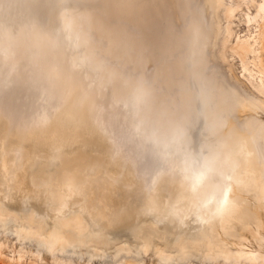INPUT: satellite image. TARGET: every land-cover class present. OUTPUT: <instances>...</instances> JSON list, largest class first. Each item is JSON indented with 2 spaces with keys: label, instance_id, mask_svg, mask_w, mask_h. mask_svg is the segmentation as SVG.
Here are the masks:
<instances>
[{
  "label": "bare ground",
  "instance_id": "6f19581e",
  "mask_svg": "<svg viewBox=\"0 0 264 264\" xmlns=\"http://www.w3.org/2000/svg\"><path fill=\"white\" fill-rule=\"evenodd\" d=\"M102 2L98 10H82L74 0H0V227L59 251L69 245L109 247L123 233L133 243L112 245L113 256L121 264H145L143 252L148 250L156 255V264H193L194 258L257 264L264 255L230 248L228 243L235 242L228 236L246 239L238 230L239 223L260 242L264 239L260 231L264 121L248 116L238 124L229 116L235 111L264 109V101L248 98L237 85L229 84L218 56L211 61L204 52L221 34L219 57H226L236 7L224 0ZM221 13L227 19L224 27L219 23ZM258 17H264V0L257 2L254 13L247 14L248 21ZM89 31L96 39L83 36ZM256 42L255 34L238 35L232 49L245 63L250 52L257 54ZM106 59L113 63L100 72V63ZM134 91L138 119L156 135L175 138L193 127L196 119L211 136L200 150L196 146L180 150L178 143L171 144L169 153L178 163L163 161L170 170L157 169V160L148 157L144 168L149 179L172 190L171 203L165 211L155 212H162V217L144 218L123 232L117 227L139 211L157 210L160 201L147 193L138 194L142 181L137 178L128 201L111 203L107 182L91 177L94 160H73L81 159L84 148L94 141L112 148L116 156L119 147L114 146L113 133L123 131L114 126L122 116L115 106L128 102ZM17 142L46 147L53 153L51 163H39L33 157L23 160L22 155L7 152ZM72 145H76L72 154L59 153ZM238 164L228 179L224 170ZM208 167L212 169L208 182L202 184L199 175L193 178ZM210 194L216 202L230 199L233 211L207 224L195 216L181 223L170 214L175 208L199 206ZM48 197V206L37 210ZM9 200H16L14 208L29 222L10 224L11 219L1 213L8 210ZM69 200L71 205L62 212L60 207ZM55 203L58 211L53 214L48 207ZM211 203L206 201V205ZM101 249L98 254L107 255Z\"/></svg>",
  "mask_w": 264,
  "mask_h": 264
},
{
  "label": "rangeland",
  "instance_id": "374dc122",
  "mask_svg": "<svg viewBox=\"0 0 264 264\" xmlns=\"http://www.w3.org/2000/svg\"><path fill=\"white\" fill-rule=\"evenodd\" d=\"M76 5H78L82 10H98L102 6V0H74ZM225 2L232 3L236 10L234 15L230 19V24L233 29L232 34L227 40V47L225 48L226 57H219L218 48H221V34L215 40V44H207L204 48V52L209 58V60H215V56H218L220 68L223 72L225 80L231 85H237L239 90L245 94L248 98L253 99H263L264 101V69L261 62L264 63V17H258L257 20H247V14H252L256 10L257 2L260 0H224ZM78 2V3H77ZM202 0H195V3H201ZM79 14V10L77 11ZM219 23L222 27L227 23V19L222 15L219 18ZM133 25H129L130 29ZM90 32V31H89ZM85 33V32H84ZM249 34H255L257 42L255 47L257 49V54L250 52L245 63L239 56V54L232 49V45L236 40V37H245ZM84 37L94 38L95 34L90 32L83 34ZM97 41L100 38L97 37ZM96 39V36H95ZM102 43V42H101ZM100 53V52H99ZM101 54V53H100ZM112 59H106L105 62L100 63L99 71L107 64H112ZM252 72L253 76L249 74ZM148 75L149 73L146 72ZM136 91L132 92L128 96V102L120 103L115 106L117 111H120L122 116L120 119L114 122V126L118 132L113 133L114 136V146L117 145L116 156H113L110 152L112 148L106 145H101L99 141H94V145L84 148V154L81 159H75L73 161H89L94 160L93 168L95 172L91 174L93 179H99L101 181L107 182L110 186V202L120 203L128 201L130 194H132L134 182L137 178L142 181L141 187L136 191L138 194L147 193L152 195L156 201L157 210L165 211V209L170 205V197L173 194L172 190L167 186L158 185L156 179L150 180L146 169L147 160L155 159L158 162L157 169H167L166 163L168 165H174L178 163V159L172 157L169 153V146L174 143H178V149L185 150L188 148H196L200 150L202 144L207 142L211 134H208L207 128L203 127V123L200 120H194L195 124L193 127L185 130L177 135L175 138L166 140L155 134L151 126H147L145 122L138 119V111L136 110L137 101L135 100ZM130 98V99H129ZM232 117L229 116L230 121H237L238 124L243 123L244 120L249 116H256L260 120L264 121V109L257 108V110H247V111H235L232 112ZM238 114V115H237ZM237 117V119H235ZM228 120V119H227ZM240 122V123H239ZM230 123V122H229ZM127 133V134H124ZM141 138V140H138ZM76 145L70 146L69 151L59 152L62 155L72 154V150L75 149ZM91 147V148H90ZM88 148V149H87ZM12 151L16 155H22L23 160H29L31 157L36 162H45L47 164L51 163L53 159V153L47 150L44 146H36L31 148L29 145L18 143L11 146L7 152ZM141 155V156H140ZM149 157V158H148ZM168 157L171 160L168 161ZM122 162L125 163L122 166L115 163ZM163 161L166 162L163 164ZM117 162V163H118ZM81 164V163H79ZM130 164V166H128ZM239 169V164L234 167L233 170H224V175H230L228 179L232 178V175L236 173ZM184 173V172H183ZM182 175V174H181ZM39 178L40 174L37 173ZM188 181L191 180L189 176ZM40 186L43 182H40ZM187 185V184H186ZM189 186V185H188ZM137 194V195H138ZM168 195V196H167ZM165 205H161V201L166 200ZM199 201V198H197ZM50 201V197L45 199L39 204L40 207L37 210H41V207L48 206L47 202ZM71 205L70 200L63 207L61 206L62 212H64L67 207ZM17 206L16 200L8 201V210L1 211L6 217V219H11L10 224L16 223V225L21 221H27L24 215L16 210L14 207ZM75 207V204H72ZM49 212L56 213L57 206L56 203L48 207ZM155 211V212H156ZM262 211L263 227L260 229L261 233L264 235V211ZM153 212L148 214L147 211H139L130 217L124 224L117 227L118 230L123 229V232L129 228V226L137 221L148 220L149 217L154 216L155 218H160L163 216L162 212ZM145 218V219H144ZM33 226H37V222H30ZM241 224L238 223V230L242 229L245 238H239L234 235H229L228 240L235 244H229L230 248L239 249L242 247L246 251L258 252L264 255V239L260 242L255 238L248 229H243ZM114 234H108L107 237H112ZM121 237H116L115 240L111 241L109 247L100 245L101 248H105L107 255H99L102 249H96L93 246L87 245H69L66 251H59L56 249H49L46 246H39L38 243L33 238H22L19 236L14 229H6L0 227V264H121L116 257L113 256L114 253V243L121 241H128L133 243V238L128 235L120 233ZM89 251L96 252L93 256H90ZM144 263L145 264H156V255L152 253L151 250L148 252H143ZM193 264H229L224 262L222 259L217 261H208L202 258H194L192 260ZM167 264V263H165ZM174 264H180L179 262H174ZM238 264H250L249 260L245 262H239ZM257 264H264V259L259 257Z\"/></svg>",
  "mask_w": 264,
  "mask_h": 264
},
{
  "label": "clouds",
  "instance_id": "9594fccd",
  "mask_svg": "<svg viewBox=\"0 0 264 264\" xmlns=\"http://www.w3.org/2000/svg\"><path fill=\"white\" fill-rule=\"evenodd\" d=\"M212 169L206 168L205 171L196 174L194 173L193 178L195 179L199 175L201 183L208 182L210 180ZM211 200V204L206 205V201ZM233 203L230 199H221L220 202H216L214 194H210L205 200L200 202L199 206L194 205L191 209L175 208L171 211V215L179 220L181 223L188 219L189 216H195L196 220L202 224L210 223L213 219H223L233 211ZM148 214H152L156 211L154 207H149L147 210Z\"/></svg>",
  "mask_w": 264,
  "mask_h": 264
}]
</instances>
